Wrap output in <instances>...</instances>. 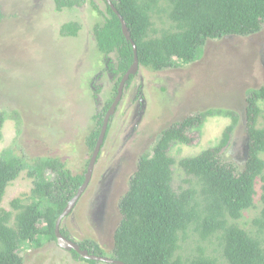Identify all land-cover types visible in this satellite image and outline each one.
Returning <instances> with one entry per match:
<instances>
[{"label": "rangeland", "instance_id": "obj_1", "mask_svg": "<svg viewBox=\"0 0 264 264\" xmlns=\"http://www.w3.org/2000/svg\"><path fill=\"white\" fill-rule=\"evenodd\" d=\"M159 1L160 9L152 17V36L173 28L162 9L167 7L165 0ZM55 7L54 0H0V114L5 117L0 155L11 149L29 163L58 157L73 174H83L92 153L87 136L96 128L95 116L116 93V55L101 54L93 36L95 25L106 14L103 0H79L60 10ZM69 22L81 25L76 37L59 34L62 24ZM263 84L264 24L252 35L207 40L202 54L191 63L158 71L139 65L111 115L89 184L60 228L70 239L92 240L107 257L112 255L113 234L121 220L118 201L139 157L152 153L164 129L199 112H238V122L222 153L224 159L242 168L247 158L245 98L248 90ZM259 106L257 126L264 127V103ZM230 124L228 116H208L198 129L188 131L190 143L169 147L167 153L176 162L172 165L176 192L189 186L178 160L216 146ZM263 184L258 177L253 207L235 221L260 237L264 231L256 232L254 220L261 208ZM32 187V178L22 171L6 187L0 207L14 213L11 200L19 197L28 203ZM197 247L226 264L218 240H200L192 227L180 237L176 254L191 257L197 254ZM17 253L22 264H83L52 240H44L39 247L25 243Z\"/></svg>", "mask_w": 264, "mask_h": 264}, {"label": "trees", "instance_id": "obj_2", "mask_svg": "<svg viewBox=\"0 0 264 264\" xmlns=\"http://www.w3.org/2000/svg\"><path fill=\"white\" fill-rule=\"evenodd\" d=\"M76 1L79 0H54L55 9L72 7ZM111 2L136 45L139 65L154 71L191 63L202 54L207 40L252 35L264 24V0H165L167 7L162 9L167 11L173 28L152 36V17L160 9L159 0ZM104 3L106 14L103 22L95 25L93 36L101 54L116 55L115 73L119 82L132 63L133 52L122 34L119 18ZM80 29L79 23L69 22L62 24L59 34L76 37ZM247 92L244 166H235L222 153L238 122L235 110L209 109L164 129L152 153L139 157L127 190L118 201L121 220L113 234L110 258L124 264H219L216 258L204 254L201 247L191 257L176 254L180 237L192 227L200 240L210 237L218 240L226 264H264V237L235 222L253 207L256 179L264 180V127L257 126L259 103H264V84ZM112 101L95 116L96 128L87 136V146L92 150ZM220 115L231 119L220 142L198 155L178 160L177 164L189 177L186 180L189 186L176 192L172 187V165L176 162L167 153L169 147L174 143H190L188 131L198 129L206 117ZM4 120L0 114V129ZM22 171L33 181L31 200L23 203L19 197L12 199L10 206L14 213L0 207V264H22L17 252L25 243L39 247L44 240L55 241L56 219L84 180V173L73 174L58 157L38 158L29 163L24 156L4 149L0 155V203L6 187ZM260 203L259 215L254 220L257 233L264 231V184ZM60 232L69 238L62 228ZM78 244L91 254L105 256L93 241ZM71 252L83 264H98L80 257L74 250Z\"/></svg>", "mask_w": 264, "mask_h": 264}, {"label": "water", "instance_id": "obj_3", "mask_svg": "<svg viewBox=\"0 0 264 264\" xmlns=\"http://www.w3.org/2000/svg\"><path fill=\"white\" fill-rule=\"evenodd\" d=\"M105 1L107 2V4L112 9V11L117 15V17L120 20L122 34H123L124 38L127 41H129V43L131 44V47H132L133 60H132L130 67L128 68V70L122 75V77L119 81V84L117 86L116 96L114 97L110 107L108 108V110L104 114L102 125L100 128L95 146L92 150L90 159H89L88 164H87L86 171L84 173V180H83L82 184L79 186V188L77 189L76 194L67 202L63 211L57 217L56 222H55V227H54V234H55L56 244L60 248L66 250V251L74 250L80 257H82L84 259L94 260V261H99V262H105V263L124 264L122 261L112 260L106 256H97V255L91 254L86 249H81L76 242H74L70 238L65 237L60 232V224H61L62 219L71 212L72 208L76 204V201L81 196V194L85 191V189L87 188V186L89 184V181H90L91 176H92L93 168L95 166V163L97 161L101 146H102L104 139H105L109 120L111 118V115L114 113L119 100L121 99V95L123 92L124 85H125L126 81L129 79L130 75L136 74L138 69H139L136 45L130 37V32L128 31L124 20L122 19V17L119 15L117 10L113 6L111 0H105Z\"/></svg>", "mask_w": 264, "mask_h": 264}, {"label": "flooded vegetation", "instance_id": "obj_4", "mask_svg": "<svg viewBox=\"0 0 264 264\" xmlns=\"http://www.w3.org/2000/svg\"><path fill=\"white\" fill-rule=\"evenodd\" d=\"M105 1V0H104ZM135 75V74H134ZM134 75H130V76H132V77H134ZM130 78V77H129ZM129 80V79H128ZM128 80L126 81V83L125 84H127L128 83ZM132 80V79H131ZM120 81V80H119ZM118 84H119V82H117ZM118 86V85H117ZM125 86V85H124ZM124 89V88H123ZM116 90H117V88H116ZM115 96H116V93H115ZM114 96V97H115ZM121 97H122V95H121ZM114 99V98H113ZM121 100V99H120ZM120 100H119V102H120ZM119 102H118V104H119ZM117 104V105H118ZM117 107V106H116ZM116 110V109H115ZM108 129V128H107ZM67 233V232H66ZM68 235V234H67ZM68 237L70 238V236L68 235ZM71 240H73L74 242H76L77 244L78 243H80V242H82V241H75L74 239H71ZM84 241V240H83ZM90 241H92V240H90ZM94 242V241H93ZM95 243V242H94ZM79 245V244H78ZM98 245V244H97ZM101 248V247H100ZM113 248V247H112ZM106 257H107V255H105ZM110 257H112V255H109ZM108 256V257H109ZM110 259H112V260H117V259H114V258H110ZM96 262H98V264L99 263H103V264H115V263H105V262H99V261H96Z\"/></svg>", "mask_w": 264, "mask_h": 264}]
</instances>
